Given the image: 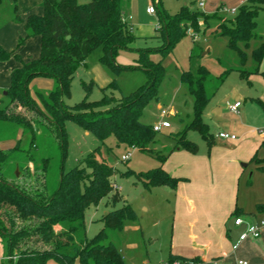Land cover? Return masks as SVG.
Wrapping results in <instances>:
<instances>
[{"label": "trees", "instance_id": "1", "mask_svg": "<svg viewBox=\"0 0 264 264\" xmlns=\"http://www.w3.org/2000/svg\"><path fill=\"white\" fill-rule=\"evenodd\" d=\"M81 1L44 0L42 15H30L26 20L20 16L14 19L16 23L24 24L27 38L41 39V55L39 59L23 64L11 73L12 85L6 91L9 104L0 110V144L2 135L9 130V126L15 129L19 126L26 127L32 134L29 151L22 149V139L18 140L15 148L7 152L2 151L0 146V234L8 244L10 264H48L51 260L58 264H126L119 249L112 242H105L108 228L122 229L125 220H138L137 214L128 204L123 209L108 213L104 218L105 229L93 239L87 238L86 210L91 206H98L113 192L110 181L115 175V169L100 154L101 147L88 156L85 168L78 167L68 173L62 172L58 186L51 193L36 191L31 195L27 188L16 182V174V179H11L9 166L19 158L31 162L36 160L32 152L37 135L33 127V117L45 121L44 124L53 129L60 138L63 160L67 154L64 128L66 120L76 122L102 142L114 137L118 146L126 145L150 153V145L156 143L157 133L153 126L141 121V113L156 96L164 73L162 61L155 63L150 56L159 52L164 58L188 35L189 28H195L194 33L201 31L198 28L200 18H210L190 7H183L175 15L166 14L161 17L156 38L163 42L162 47L137 50L138 66L120 67L116 64L115 57L120 51H132L130 46L138 39L133 26L123 15L122 5L125 0H91L85 4ZM245 2L233 19L218 17L226 23L212 32L215 37L229 39L228 48L238 55L242 66L246 65L248 56L240 45L243 44L248 49L250 42L257 37L259 8L264 5V0ZM158 3L161 4V0ZM97 48H101L103 52L100 62L113 69L117 76L124 70L141 69L147 74L148 82L138 91L122 96L120 100L105 94L102 102L111 106L107 111H99L97 103L88 101L69 107L64 99L71 96L70 88L75 73ZM8 58L9 54L0 48V61ZM252 59L257 67L261 66L264 60V43L253 50ZM256 69L249 72V76L247 71L238 72L242 79L247 80L251 75H264V72ZM209 77L210 72L205 66L199 67L196 80L191 72H184L182 75V81L190 86L194 97L193 119L181 133L175 134L176 148L192 154H197L199 148L196 143L187 139L190 131L198 132L212 146V136L203 120V114L216 91L224 83V78L219 79L216 91L210 93L207 88ZM36 78H53L58 82L56 90L44 101L52 118L37 107L30 94V83ZM109 88L117 90L118 86L113 82ZM103 91L105 93L106 89ZM20 106L33 116L27 118L25 111L19 110ZM262 107L264 108V103ZM175 135L172 134L173 137ZM260 149L264 151V141ZM166 159L167 156H159L161 164ZM252 162L264 172V158H260L258 153ZM19 165L17 164V168ZM42 170L46 173L47 167ZM128 175L134 173L130 171ZM136 176L148 189L162 186L176 189L180 182V179L169 175L162 166ZM117 196L114 195V200ZM257 210H264V205H259ZM240 215L238 210L234 214L235 217ZM18 220H22L24 225L19 226ZM32 220L35 222H31ZM27 221L32 224L26 225ZM56 227L62 229L56 231ZM33 239L41 244L40 248L29 246ZM174 262L203 264L199 258L171 256L169 264ZM0 264L3 262L0 261Z\"/></svg>", "mask_w": 264, "mask_h": 264}, {"label": "rangeland", "instance_id": "2", "mask_svg": "<svg viewBox=\"0 0 264 264\" xmlns=\"http://www.w3.org/2000/svg\"><path fill=\"white\" fill-rule=\"evenodd\" d=\"M90 1L82 0L81 3L85 4ZM158 2L159 0L124 1L122 9L126 21L133 26L137 36L147 38L137 39L130 46L133 48L132 51H120L115 57L118 66L137 67L139 62L137 50L162 47V41L149 38L153 32H156L155 28H159L161 17H165L166 14L175 15L183 7L206 13V8L201 5L202 0H161V4ZM37 5V0H2L0 3V48L9 54L7 60L0 61V110L9 104V98L5 93L12 85L11 73L23 64L40 58L41 39L27 38L25 27L14 21L17 16L22 17L29 8L33 9ZM230 5L231 3L224 5L222 3L215 13H206L210 18L199 19L198 28L201 31L194 33L195 28H189L188 35L182 38L164 58L159 52L150 56L155 63L162 61L164 73L157 87L156 96L142 110L141 121L146 125L154 126L161 121L162 110L173 112L172 116L167 118L172 128L157 133L158 142L150 145V153H144L126 145L118 146L114 137L102 142L76 122L66 120L64 128L67 154L63 160L60 138L53 129L44 124L45 121L33 117V127L37 135L32 152L36 160L31 162L19 158L12 162L13 164L9 166L11 179L15 180L14 174L17 169L21 170L16 182L21 187L27 188L31 195H34L36 191L51 193L58 186L62 172L68 173L78 167L85 168V160L88 156L101 147L100 154L115 169V175L110 181L113 192L98 206H91L86 210L87 238L93 239L105 229L104 218L108 213L123 209L125 204H128L137 214L138 220H125L122 229L108 228L106 230L108 238L105 243L112 242L119 249L126 264H169L170 239L167 237L169 234L167 228L170 230L173 220L171 208L165 210L169 208L166 204L165 209L162 210L161 196L156 191L148 190L136 175L161 167L159 156H166L171 151L170 149L176 145L175 134L181 133L193 119L194 97L190 92V86L182 81L183 73L191 72L196 80L199 67H207L210 72L207 82L210 93L216 91L219 79L224 78V83L215 95L223 102L226 110L228 101L239 100L243 104L240 111L246 108L250 112V118L254 120L253 123L260 129H264V108L262 107L264 76H253L249 84L248 80L242 79L238 72V70L247 71V76H249V72L257 70V65L252 60V52L264 43V5L259 8L257 37L250 42L248 49H245L243 44L240 45L249 57L245 66L241 65L238 55L228 48L229 39L227 37H215L212 34V31L219 25L226 23L217 16L233 19L238 15L237 10L234 12L235 9ZM150 6L155 7V14L147 13ZM102 55L101 48L95 49L85 64L77 69L70 88L71 96L64 99L67 106L73 107L83 101H88L97 103L99 111H107L111 106L102 102L105 94L120 100L122 96L138 91L148 82L147 74L141 69L124 70L117 76L113 69L100 62ZM260 69L264 72V60ZM113 82H116L117 90L109 88ZM30 86V94L34 103L46 116L52 118L44 101L48 100V95L56 90L57 80L36 78ZM103 89H106L105 93ZM19 110L25 111L27 118L33 116L21 106ZM204 119L210 120L207 116H204ZM11 127L9 126V130L2 135L1 150L7 152L15 148L18 140L22 139V149L29 151L31 132L23 126H19L18 129ZM187 139L194 143H202L203 140L196 131L188 132ZM128 153L131 154L130 160L122 161V157ZM259 157L264 158L263 150H260ZM46 159L48 161H45ZM17 164H20L19 168ZM44 167H47L46 173L42 170ZM254 168L255 164H251L247 174H251ZM130 171L134 175H128ZM243 186L244 182L242 188ZM114 195H118L116 200H114ZM241 197H246L245 191L241 190ZM33 220L31 222L34 223ZM157 221H159V226L156 224ZM17 222L19 226L24 225L22 220ZM31 222L27 221L25 224H32ZM61 229V227H56V231ZM154 240H156L155 243ZM29 246L40 248L41 244L33 239L29 242ZM9 259L8 244L0 234V261L3 264H10ZM48 264L58 263L51 260Z\"/></svg>", "mask_w": 264, "mask_h": 264}, {"label": "crops", "instance_id": "3", "mask_svg": "<svg viewBox=\"0 0 264 264\" xmlns=\"http://www.w3.org/2000/svg\"><path fill=\"white\" fill-rule=\"evenodd\" d=\"M43 2L37 0L38 5L29 8L21 18L26 20L30 15H42ZM222 3H231L237 13L246 4L245 0H206L205 12L215 13ZM155 29L156 32L149 38L158 37L159 28ZM256 68L261 72L260 67ZM253 76L249 77V84ZM228 102L234 104L241 101ZM242 106L238 112H230L214 95L203 114L212 136V146L202 138V143H196L198 153L192 154L176 148V143L160 166L172 177L180 179L177 188H147L161 196L162 210L167 204L169 208L165 210L171 208L173 214L170 230L167 228L170 239L168 262L171 256H178L199 258L203 264H264V232L259 239L243 242L234 250L236 236L234 239L228 229L233 218L250 224L264 220V210H257L259 205H264V172L252 162L253 157L260 153L264 129L253 123L246 108L240 111ZM204 116L211 121H206ZM219 133H229L237 139L223 140L217 137ZM251 164H255L254 171L247 174ZM241 190L246 192L245 198L241 197ZM237 210L241 213L240 217L234 216ZM156 224L159 226V221Z\"/></svg>", "mask_w": 264, "mask_h": 264}, {"label": "built area", "instance_id": "4", "mask_svg": "<svg viewBox=\"0 0 264 264\" xmlns=\"http://www.w3.org/2000/svg\"><path fill=\"white\" fill-rule=\"evenodd\" d=\"M206 0H202L201 5L204 6ZM235 12V10H234ZM147 13L149 14H155L156 13V9L154 6H150L147 9ZM160 28V26H159ZM242 106L241 102H236V103H228L227 104V110L230 112H238L239 108ZM171 115V113H169L166 110H162L161 112V121L156 123L153 126V130L156 133H160L162 130L170 128L171 127V123L167 120V118ZM218 138L223 139V140H235L237 139V137L235 135L229 134V133H219L217 135ZM131 158V154L128 153L126 155H124L122 157V161L126 162L129 161ZM246 224V229L244 230V232L241 234V236L239 237V239L234 243L233 245V249L237 250L239 245L243 242H246L248 240H256L259 239L262 235V233L264 232V220H261L259 222L256 223H246L244 222L242 219L237 218L236 222H235V226L236 227H240L242 225ZM15 259V258H14ZM173 264H179L178 262H174ZM240 264H246L244 262H240Z\"/></svg>", "mask_w": 264, "mask_h": 264}, {"label": "water", "instance_id": "5", "mask_svg": "<svg viewBox=\"0 0 264 264\" xmlns=\"http://www.w3.org/2000/svg\"><path fill=\"white\" fill-rule=\"evenodd\" d=\"M5 95H7V92L5 93ZM246 165H244L245 167ZM16 175L19 176V170L17 169V172H16ZM236 219L237 218H233L229 224H228V229L230 230L231 234H232V237L235 239V236H236V239L235 241H237L239 239V237L241 236V234L244 232V230L246 229V224L240 226V227H236L235 226V222H236Z\"/></svg>", "mask_w": 264, "mask_h": 264}]
</instances>
